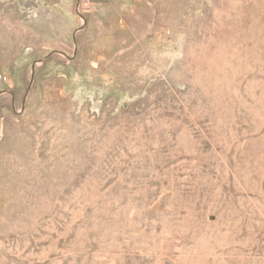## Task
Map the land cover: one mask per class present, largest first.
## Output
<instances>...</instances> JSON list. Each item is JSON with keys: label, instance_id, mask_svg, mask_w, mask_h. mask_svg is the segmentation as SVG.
<instances>
[{"label": "rangeland", "instance_id": "obj_1", "mask_svg": "<svg viewBox=\"0 0 264 264\" xmlns=\"http://www.w3.org/2000/svg\"><path fill=\"white\" fill-rule=\"evenodd\" d=\"M0 264H264V0H0Z\"/></svg>", "mask_w": 264, "mask_h": 264}]
</instances>
